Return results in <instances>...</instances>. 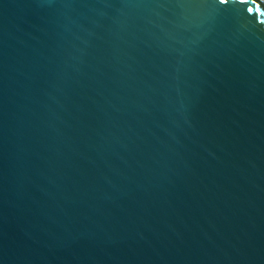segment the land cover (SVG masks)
<instances>
[{
    "label": "water",
    "instance_id": "1",
    "mask_svg": "<svg viewBox=\"0 0 264 264\" xmlns=\"http://www.w3.org/2000/svg\"><path fill=\"white\" fill-rule=\"evenodd\" d=\"M0 264H264V0H0Z\"/></svg>",
    "mask_w": 264,
    "mask_h": 264
}]
</instances>
